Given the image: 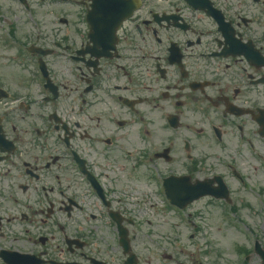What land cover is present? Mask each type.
Returning <instances> with one entry per match:
<instances>
[{
    "label": "flooded vegetation",
    "instance_id": "flooded-vegetation-1",
    "mask_svg": "<svg viewBox=\"0 0 264 264\" xmlns=\"http://www.w3.org/2000/svg\"><path fill=\"white\" fill-rule=\"evenodd\" d=\"M217 1L104 0L101 14H132L100 58L87 53L93 0H29L35 30L18 12L5 16L16 26L5 34L12 91L0 99V194L19 210V236H5V249L67 264L77 237L84 257L120 264L118 224L133 243L138 194L158 190L146 163L193 180L203 157L220 172L260 167L264 0Z\"/></svg>",
    "mask_w": 264,
    "mask_h": 264
},
{
    "label": "rangeland",
    "instance_id": "rangeland-1",
    "mask_svg": "<svg viewBox=\"0 0 264 264\" xmlns=\"http://www.w3.org/2000/svg\"><path fill=\"white\" fill-rule=\"evenodd\" d=\"M0 7L5 8V0H0ZM3 27L5 28V23L2 21L0 22V31L5 30H2ZM0 51L3 52L2 49ZM0 75L5 76V59H0ZM222 213V208H205L202 217H194V220L199 224L196 229L197 236L190 242L184 239L182 247L188 253L193 252V258L197 260V264H227L226 257L235 260L236 264H259L258 255L255 253L248 263L238 260L235 244H242L248 249L251 247L244 235L226 223L227 217H223ZM172 220L174 219L172 218ZM253 227L260 236L259 227L256 225ZM165 229L166 227H163V230ZM202 242H204L203 245H201ZM202 249L207 250L208 255H204ZM152 260L153 264H159L157 259Z\"/></svg>",
    "mask_w": 264,
    "mask_h": 264
}]
</instances>
